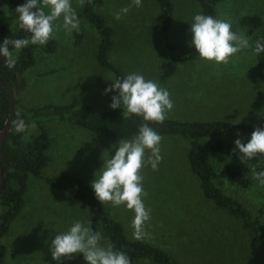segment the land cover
Returning a JSON list of instances; mask_svg holds the SVG:
<instances>
[{
    "label": "rangeland",
    "instance_id": "374dc122",
    "mask_svg": "<svg viewBox=\"0 0 264 264\" xmlns=\"http://www.w3.org/2000/svg\"><path fill=\"white\" fill-rule=\"evenodd\" d=\"M170 1L172 19L168 30L162 34L155 0H142L140 7L133 5L119 21L114 13L131 5L132 0H94L95 10L112 29L108 60L123 76L134 72L142 74L146 80L167 89L174 103L168 119L219 120L232 125L219 136L227 152L226 160L220 164L211 160L214 182L250 212L260 210L259 217L264 223V186L254 178L252 171L253 167L260 171L264 165L258 166L256 158L241 163L239 150L233 151L236 139L245 144L250 140L264 114V69L256 64L254 54L255 36L264 35V0L216 3L215 18L230 22L232 31L245 35L253 45L237 53L227 65L202 60L197 52L194 57L189 56L193 47L190 28L194 15L199 13L198 5L194 0ZM71 2L80 20L79 37L75 30L69 35L61 27L52 39V51L34 45L33 64L12 78V96L22 106L65 104L74 108L86 104L94 111H103L110 108L111 97L117 94L114 91L105 94V89L115 81L114 75L96 63V32L82 18L78 0ZM1 20L12 30L18 27L15 9L3 7ZM57 23L62 24V20ZM168 58L175 61L174 71L160 80L159 65ZM19 78L23 81L22 88H19ZM18 108L15 106L16 111ZM16 120L10 121L9 129L15 131L13 121ZM37 120L47 134V160L38 176L26 179L21 208L7 233L0 237L6 249L4 264H58L52 258L51 242L77 220L85 224L91 221L92 229L106 238L99 220L101 217L114 219L121 224L125 237L135 240L134 212L124 205L101 204V211L97 213L46 183L47 178L72 174L93 190L91 181L103 166V160L115 154L119 140H130L134 136L96 135L54 117L39 116ZM240 123L250 124L253 129H237ZM36 129V124L30 122L25 133H35ZM161 136L163 159L158 170L154 171L150 165L142 170L143 187L148 193L143 202L151 210L145 230L151 235L141 242L163 249L179 264H264V246L256 243L237 219L202 196L198 180L189 169L190 146L209 158L212 137L187 140L178 135ZM225 164L244 171L250 185L240 188L226 180L220 172ZM59 264L87 262L83 254H76L71 260L62 258ZM135 264L152 263L140 259Z\"/></svg>",
    "mask_w": 264,
    "mask_h": 264
},
{
    "label": "trees",
    "instance_id": "16d2710c",
    "mask_svg": "<svg viewBox=\"0 0 264 264\" xmlns=\"http://www.w3.org/2000/svg\"><path fill=\"white\" fill-rule=\"evenodd\" d=\"M199 8V14L211 15L215 18V5L220 0H194ZM27 0H0V44L5 38L30 39L31 34L19 27L10 29L2 23V8L16 9L26 3ZM159 8L160 31L162 34L168 30L172 19V4L170 0H155ZM95 5V2H94ZM84 0L80 5L82 18L95 30L97 45L94 58L98 66L113 73L114 79H122L123 76L108 60L107 54L112 45L111 27L105 22L101 14L95 10V6ZM79 37V32H74ZM264 42V35L257 34L254 38ZM255 45V43H254ZM34 45L29 44L20 50L17 55L15 67L9 70L0 57V83L3 82L13 88L12 78L20 75L26 68L33 64ZM46 51L54 48L53 40L43 46ZM195 48L189 56L194 57ZM190 57V58H191ZM258 66L264 69V52L255 54ZM174 59L168 58L161 61L159 79L167 78L174 71ZM23 87V81L19 78V88ZM10 121L22 119L27 125L30 122L36 124L35 133L26 135L25 131L17 133L8 128L0 142V237L7 233L11 221L19 212L22 205V194L25 190L28 176H38L41 168L46 163L45 155L48 147L47 134L37 120L39 116L54 117L64 120L79 128H83L93 134L127 138L138 134L139 127L144 123L142 117L126 115L122 108L94 111L86 104L70 107L65 104H44L37 107H26L10 96L8 91L0 84V131L11 112ZM19 106L18 111L15 106ZM159 135H178L184 139H195L203 136L212 137L209 146V158L202 152L190 146L187 152L188 166L198 180V186L202 196L209 200L216 208L223 210L237 219L240 226L256 242L264 246V223L260 220V210L250 212L241 202L234 197L225 194L214 182L213 162L223 163L227 152L219 136L222 132L231 128L227 121L186 122L166 119L163 124L149 123ZM257 127L264 128V114L260 117ZM237 129L251 131L253 126L246 123L236 125ZM221 174L226 180L240 188L250 185L248 175L235 165L225 164L221 167ZM46 183L56 189H60L71 197L79 200L97 213L101 211V203L96 199L94 191L72 174L53 176L46 179ZM101 228L114 245L115 250L123 251L132 264L143 259L152 264H179L163 249L152 244L125 237L121 224L114 219L101 217ZM5 245L0 243V264H4Z\"/></svg>",
    "mask_w": 264,
    "mask_h": 264
},
{
    "label": "clouds",
    "instance_id": "9594fccd",
    "mask_svg": "<svg viewBox=\"0 0 264 264\" xmlns=\"http://www.w3.org/2000/svg\"><path fill=\"white\" fill-rule=\"evenodd\" d=\"M83 6L84 0H78ZM94 5V0H88ZM142 6V0H132V4L122 7L114 13L119 21L127 15L132 6ZM45 9H48L46 12ZM18 14L19 27L31 34L30 39L5 38L0 44V57L5 58V66L11 70L17 63V55L29 44L46 45L55 38V32L63 28L66 34L74 30L80 31V20L71 0H27L15 9ZM62 20V24L57 21ZM191 44L202 60L214 62L216 65H227L237 54L253 48L249 39L243 34L232 31V25L223 19L211 15L195 14L190 28ZM15 50V54L14 51ZM264 52V42L257 40L254 54ZM117 93L111 97L110 108H122L126 115L142 117L144 123L138 134L130 140H119L115 154L103 160V166L94 173L91 181L96 199L101 204L111 203L113 206L124 205L134 212L132 220L133 239L143 241L150 238L145 225L151 219V210L147 209L143 198L148 195L144 190L142 170L148 165L155 171L162 161L159 135L149 123L163 124L173 110L174 103L167 89L153 80H146L142 74L130 73L122 79H116L105 89V94ZM17 133L26 130L22 119L13 121ZM239 135V134H238ZM239 150L241 163H249L254 158L257 165H264V128L256 127L250 140L245 144L241 139L234 141ZM254 178L264 186V168L260 171L252 168ZM53 260L58 264L61 259H73L76 254H83L87 264H132L131 259L123 252L117 251L110 239L101 232L94 231L91 221L87 224L75 221L68 231L55 235L51 242Z\"/></svg>",
    "mask_w": 264,
    "mask_h": 264
},
{
    "label": "water",
    "instance_id": "95a60500",
    "mask_svg": "<svg viewBox=\"0 0 264 264\" xmlns=\"http://www.w3.org/2000/svg\"><path fill=\"white\" fill-rule=\"evenodd\" d=\"M2 62H5V58H3V57H2ZM0 84L3 88H5L8 91L10 96L13 95V90L9 85H7L3 82H1ZM12 112H13V110H12V104H11V112L9 113L8 119L4 122V126H3L2 130L0 131V142H1L5 132L8 130L10 119L12 117ZM0 181H1V177H0Z\"/></svg>",
    "mask_w": 264,
    "mask_h": 264
}]
</instances>
